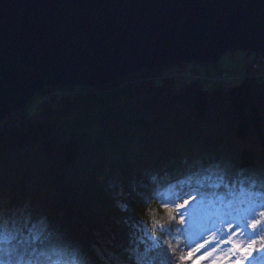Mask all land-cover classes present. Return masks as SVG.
I'll return each mask as SVG.
<instances>
[{"label":"trees","instance_id":"trees-1","mask_svg":"<svg viewBox=\"0 0 264 264\" xmlns=\"http://www.w3.org/2000/svg\"><path fill=\"white\" fill-rule=\"evenodd\" d=\"M185 63L138 70L104 86H60L61 94L46 86L41 92L50 96L35 110L19 109L0 119V199L9 219V234L35 224L26 217L13 218L11 209L21 201L38 202L61 221L65 213L79 217L81 228L98 232L102 243L111 234L114 221H128L134 212L141 223L151 225L159 220L171 224V231L158 238L171 240L175 246L173 264L180 256L187 257L191 245L189 215L183 225L169 221L162 204L173 207L176 195L188 190L189 177L183 170L193 162L207 165L234 156L242 166L261 163L264 73L248 71L237 83L213 86H204L197 78L176 83L177 75L166 70L172 65L188 70ZM204 126L207 131L201 130ZM89 129L97 131L99 137L93 139ZM134 134L144 140L141 158L136 161L127 155V144ZM233 136L239 147L232 146ZM145 167L147 172L141 174ZM118 174L137 176L131 210L127 192L118 204L109 197V184ZM239 180L242 183L230 190L216 191L220 177L208 178L212 191L205 193L203 201L195 202L199 205L195 214L207 212L208 219H230L223 216L221 201L228 203V196L239 205L252 191L248 178L239 174ZM173 215L179 219L177 213ZM138 229L133 226L139 252L149 253L152 264H157L152 241L141 240ZM23 235L27 237L28 232L23 231ZM235 240L239 242L241 237ZM38 252L43 253V264H50L49 256L51 264L78 260L60 249ZM198 257L196 251L180 264H212ZM251 258L254 262L253 255ZM105 259L102 253L98 264H104Z\"/></svg>","mask_w":264,"mask_h":264},{"label":"water","instance_id":"water-1","mask_svg":"<svg viewBox=\"0 0 264 264\" xmlns=\"http://www.w3.org/2000/svg\"><path fill=\"white\" fill-rule=\"evenodd\" d=\"M264 55V0H0V119L45 86Z\"/></svg>","mask_w":264,"mask_h":264},{"label":"snow or ice","instance_id":"snow-or-ice-1","mask_svg":"<svg viewBox=\"0 0 264 264\" xmlns=\"http://www.w3.org/2000/svg\"><path fill=\"white\" fill-rule=\"evenodd\" d=\"M201 130L207 131V126ZM89 135L93 139L99 137L94 129H89ZM159 135L160 133L157 134L158 137ZM143 142L144 140L138 134L132 135L128 141L127 155L134 161L141 158ZM230 142L234 148L239 147L234 136ZM147 170L145 167L141 174L146 173ZM183 174L189 177L186 185L188 190L176 195L175 200L172 201L173 207H170L167 202L162 204L168 213L169 221L180 225L186 223L188 208L197 200L203 201L205 193L212 191L208 178L220 177L221 183L215 185L216 191L230 190L242 183L239 180V174H243L251 181L252 191L248 194L246 201H242L239 205L232 203L230 198L225 196V200L229 202L221 201L223 216H231V218L221 219V223L229 233L227 242L232 243V251L252 249L258 242L261 243V247H264V153L258 166H242L234 156H230L209 161L207 165L200 161L193 162L190 167L183 170ZM224 180H227V184L223 183ZM136 183L135 175H116L109 184V197L118 204L119 199L127 192L128 208L131 210ZM258 186H260L259 193ZM4 211L5 205L0 202V264H43L41 260L43 253L38 252V249H60L78 257L73 264H98L97 257L102 253L106 257L104 264H152L153 257L149 253L139 252V246L133 239V226L139 227L140 232L152 241L151 247L156 249L157 264H173L175 246L171 240L158 238L163 233L171 231V224L161 223L159 220H153L151 225L146 222L141 223L134 212L129 215L128 221H114L111 234L102 243L98 232H93L86 227L81 228L82 221L79 217L65 213L61 221L54 218L48 210L35 201H21L11 209L15 216L26 217L29 223L35 221L32 228L20 230L15 235H11L8 232V224L4 222ZM174 212L178 214V220L173 215ZM213 229L215 228L209 231L212 232ZM23 231L28 232L27 237L23 235ZM176 231L180 233L181 229L177 228ZM237 236L241 237L239 242L233 239ZM212 243L211 240H203L197 248L188 251L187 257L180 256L177 264L191 258L194 252ZM244 245H247V249ZM215 251L216 249L213 248L212 252ZM211 254V252H205L200 259H205ZM46 259L51 264V257Z\"/></svg>","mask_w":264,"mask_h":264},{"label":"rangeland","instance_id":"rangeland-1","mask_svg":"<svg viewBox=\"0 0 264 264\" xmlns=\"http://www.w3.org/2000/svg\"><path fill=\"white\" fill-rule=\"evenodd\" d=\"M260 55L264 57V55L261 54L259 51L256 52L248 49H234L224 52L216 62L206 63V62H197V61L189 60L186 61L185 66L186 68H197L200 74H205V73L215 74L219 69H225L226 71L229 72L228 77L222 80L202 79L204 86H213L220 83H224V84L237 83L241 80L244 73L247 74L248 71L255 72L256 75H258V73H264V66L260 67L262 63L258 61V56ZM243 59L249 61L246 72H245V65L243 64ZM170 64H174V63H170ZM173 69H174L173 65L167 68L168 70V71L166 70V72H168L167 74H170L177 70V69L174 70ZM181 72L182 75L184 72V68L182 69ZM180 78H181L180 75H177L176 83L181 82L182 79ZM48 96H50V93L48 94ZM40 97H41V92H36L32 96V98H30L27 101L25 107L23 108L25 110H32L35 106H37ZM1 201L2 200L0 199V202ZM198 206H199L198 204L196 205L195 203H193L191 207L188 208L187 210L188 213L186 214L189 215L190 218L189 238L191 240V245L189 247L190 249H195L205 239L211 240L213 242L210 246H206L205 248H202L199 251H197L199 252V257H198L199 259L200 257L204 256L205 252L212 253L211 256L200 260H204V262L210 260L209 262L212 264H214V262L215 264H222V263L248 264L247 263L248 259L250 260L251 255H253L255 258L253 264H264V247H261V243L258 242L256 245H254L252 249H247V246L244 245V248L247 249L246 251H235V252L232 251L233 245L232 243L227 242L229 240V233L225 228V226L221 223V218L218 217L216 219H208L209 214L207 212H204L203 214L201 213L195 214L194 210ZM6 218H7L6 214L4 213V222L8 224V229H9V219L6 220ZM13 218H15L16 220L19 218L21 219L23 217H17L13 214ZM222 218L225 219V217ZM212 228L215 229H213L212 232H210L209 229ZM138 230H139L140 239L143 241H149L148 237H146L142 232H140V229ZM213 248L216 249L215 252H212ZM255 250H256V254L254 253L252 254V252H254ZM238 256L240 258H238ZM225 257L227 258L226 260L224 259Z\"/></svg>","mask_w":264,"mask_h":264},{"label":"bare ground","instance_id":"bare-ground-1","mask_svg":"<svg viewBox=\"0 0 264 264\" xmlns=\"http://www.w3.org/2000/svg\"><path fill=\"white\" fill-rule=\"evenodd\" d=\"M259 62H261L262 63V65L260 66V67H263L264 66V62L261 60V59H259L258 60ZM184 62H186V61H184ZM248 62L249 61H246L245 59H243V64L245 65V72H246V70H247V65H248ZM172 71V70H171ZM182 71V69H179V70H177V71H174V72H172V73H170V74H172V75H180V79H182V80H187V79H189V78H197V79H200V80H202V79H208L210 76H213L212 77V80H222V79H225L226 77H228V71H226L225 69H221V71L223 72V75L221 76V77H223V78H216L215 77V74H209V73H205V74H200L199 73V71H198V69L197 68H189L188 70H185V71H187V72H185L184 74H182L181 75V72ZM189 72H190V74H189ZM258 73V72H257ZM245 74V73H244ZM252 74V73H251ZM259 75L260 74H262V73H258ZM128 75V74H127ZM123 78V77H122ZM209 80H211V79H209ZM230 84V83H229ZM60 86H63V85H54V86H51V87H53L54 89H53V93H56V94H61V88H60ZM46 87V86H45ZM44 87V88H45ZM43 88V89H44ZM38 92H41V91H38ZM36 93V92H35ZM34 93V94H35ZM32 98V97H31ZM49 97L48 96H46V94H42V92H41V97L39 98V102H38V104H37V106L41 103V102H45L47 99H48ZM30 99V98H29ZM28 99V100H29ZM27 100V101H28ZM27 101H26V103H27ZM26 103H25V105H26ZM25 105H24V107H25ZM37 106H35L34 108H33V110H35L36 108H37ZM15 111V110H14ZM10 114H12V112L11 113H9L8 114V116L10 115ZM8 218H9V216H8ZM238 258H240L239 256H238ZM251 264H253V263H251Z\"/></svg>","mask_w":264,"mask_h":264},{"label":"built area","instance_id":"built-area-1","mask_svg":"<svg viewBox=\"0 0 264 264\" xmlns=\"http://www.w3.org/2000/svg\"><path fill=\"white\" fill-rule=\"evenodd\" d=\"M259 59H261L262 61H264V57H263L262 55L258 56V60H259ZM185 72H187V71L184 70L183 74H184ZM189 74H190V72H189ZM222 75H223V72H221V70H220V71H218V72L215 74V77H216V78H223V77H221ZM212 77H213V76H210L208 79H212Z\"/></svg>","mask_w":264,"mask_h":264},{"label":"crops","instance_id":"crops-1","mask_svg":"<svg viewBox=\"0 0 264 264\" xmlns=\"http://www.w3.org/2000/svg\"><path fill=\"white\" fill-rule=\"evenodd\" d=\"M255 54V53H254ZM254 54H253V56H254Z\"/></svg>","mask_w":264,"mask_h":264}]
</instances>
